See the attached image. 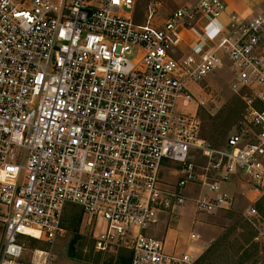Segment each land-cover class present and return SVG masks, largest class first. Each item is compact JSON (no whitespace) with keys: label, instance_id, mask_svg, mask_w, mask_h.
Instances as JSON below:
<instances>
[{"label":"built area","instance_id":"1","mask_svg":"<svg viewBox=\"0 0 264 264\" xmlns=\"http://www.w3.org/2000/svg\"><path fill=\"white\" fill-rule=\"evenodd\" d=\"M135 4L0 0V264H57L70 206L82 209L99 249L123 245L131 264L194 263L149 230L189 200L200 212L233 203L199 177L192 152L218 151L180 107L189 85L225 59L256 129L252 142L228 138L227 175L241 172L264 192V11L224 21L226 0H193L154 24L152 10L135 21ZM195 182L208 190L192 198Z\"/></svg>","mask_w":264,"mask_h":264},{"label":"rangeland","instance_id":"2","mask_svg":"<svg viewBox=\"0 0 264 264\" xmlns=\"http://www.w3.org/2000/svg\"><path fill=\"white\" fill-rule=\"evenodd\" d=\"M193 0H136L134 19L138 23L145 22L152 10L151 21L163 24L169 15ZM230 61L225 59L223 65L209 73L199 83L189 85L192 97L186 101L182 110L196 115L200 121L199 136L204 138L216 152L212 157L200 151H193L191 160L196 164L199 177L205 174L207 181L218 183L223 192L233 197L228 209H218L215 212H200L195 209L193 201L187 202L188 210L182 215L163 214L158 224L149 231L160 238H165L169 228L183 227L199 234V241L204 245L203 252L215 245V255L206 264H264V192H259L249 184L248 177L241 173L227 175V160L223 153L227 149L228 138L235 133H242L246 141H254L255 128L246 118V108L241 97L244 89L236 86ZM174 168L178 164H169L165 169V178L175 182L180 176ZM170 170V171H169ZM207 187L199 182L191 183L187 194L192 198L207 192ZM254 207L255 212L250 208ZM67 218L75 219L79 226L66 227V233L59 238L55 252L58 255L57 264H115L120 248H125V254H131L130 249L123 245L111 244L106 250L97 247L92 225L80 208L74 207L66 214ZM76 238L75 257L69 256L70 244ZM4 241V229L0 224V249ZM31 246L45 247L44 241ZM167 249L173 245L169 236L166 238ZM244 255L246 260L239 263ZM195 260V261H196ZM194 261V262H195ZM194 264V263H192Z\"/></svg>","mask_w":264,"mask_h":264},{"label":"crops","instance_id":"3","mask_svg":"<svg viewBox=\"0 0 264 264\" xmlns=\"http://www.w3.org/2000/svg\"><path fill=\"white\" fill-rule=\"evenodd\" d=\"M226 2L227 11L222 18L224 21H227L231 13H235L239 17L247 18L264 11V0H226ZM186 209L188 210L187 204L180 209L178 215H182V212L185 213ZM191 214L193 215V213H190L187 216H183V214L181 219L183 218V220H186ZM190 233L191 230H184L183 227L169 228L165 235V241L169 236L173 247L172 249H168V251L190 253L192 254L193 259L196 260V258L203 252L204 245L199 241V238L193 240Z\"/></svg>","mask_w":264,"mask_h":264},{"label":"trees","instance_id":"4","mask_svg":"<svg viewBox=\"0 0 264 264\" xmlns=\"http://www.w3.org/2000/svg\"><path fill=\"white\" fill-rule=\"evenodd\" d=\"M244 102V101H243ZM245 105V103H244ZM246 108V106H245ZM74 207H78V206H70L68 210H66L65 215H64V225L66 227H75L76 229L78 228L79 224L77 221H75V219H73L71 221L72 218H67L66 214L67 212L70 210V208H74ZM80 208V207H78ZM81 209V208H80ZM82 211V209H81ZM83 212V211H82ZM84 214V213H83ZM76 238L75 237L73 239V241L70 244V251H69V256L70 257H75L76 252H75V246H76ZM34 243H38V240L33 239ZM215 245H211L195 262L194 264H206L208 262H211L212 260V255L216 252L214 249ZM126 249L125 248H120L119 252H118V256H117V261L115 264H131V254L127 255L125 254ZM131 253V252H130ZM216 254V253H215ZM214 254V255H215ZM246 260V258L244 257V255L241 257V260L239 263H243Z\"/></svg>","mask_w":264,"mask_h":264},{"label":"bare ground","instance_id":"5","mask_svg":"<svg viewBox=\"0 0 264 264\" xmlns=\"http://www.w3.org/2000/svg\"><path fill=\"white\" fill-rule=\"evenodd\" d=\"M32 231H33V230H32ZM34 233H35V235H38V234H39L37 231H35Z\"/></svg>","mask_w":264,"mask_h":264}]
</instances>
